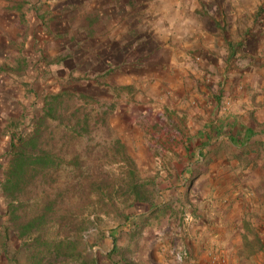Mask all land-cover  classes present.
<instances>
[{"label":"rangeland","instance_id":"374dc122","mask_svg":"<svg viewBox=\"0 0 264 264\" xmlns=\"http://www.w3.org/2000/svg\"><path fill=\"white\" fill-rule=\"evenodd\" d=\"M210 1L0 0L12 2L0 7V184L11 146L19 135L31 132L34 116L42 114L43 98L66 95L60 121L47 120L45 131L47 147L62 163L28 187L16 210L21 222L55 197V214L38 233L20 239L0 191V264H29L34 236L55 241L68 237L88 264H120L123 258L146 264L144 240L153 236L160 243L163 235L155 230L170 231L167 227L180 224L179 214L181 221L193 204L181 199L180 187L187 196L189 183L181 186L173 178L181 169L177 160L185 159V144H190V114L188 107H180L191 90L185 85L193 77L191 69L197 66L203 72L217 62L211 54L225 64V54L221 47L211 53L194 45L180 52L179 42L167 34L160 40L156 10L158 2ZM245 2H261L263 28L264 0ZM125 25L134 26V32L125 34ZM134 34L139 37L129 40ZM147 34L153 39H146ZM238 37L228 39L254 47L257 61L263 57L262 36ZM238 54L235 65L242 61ZM182 62L187 65L181 69ZM225 103L222 110L229 106ZM84 115L87 130L72 132ZM146 192L154 204L166 203L169 210L135 224L134 216H148V200L141 198ZM114 244L118 252L107 255ZM56 259L47 255L42 264L64 260ZM62 264L80 263L67 259Z\"/></svg>","mask_w":264,"mask_h":264},{"label":"crops","instance_id":"0c3cea01","mask_svg":"<svg viewBox=\"0 0 264 264\" xmlns=\"http://www.w3.org/2000/svg\"><path fill=\"white\" fill-rule=\"evenodd\" d=\"M224 1L158 2L155 32L160 40L167 34L179 42L180 52L191 45L211 53L221 47L225 64L211 54L217 62L203 72L197 66L190 70L193 77L185 86L191 90L180 106L190 114V144H185V159L177 160L181 169L173 178L181 186L189 183L187 196L180 187L181 199L193 204L181 221L179 214V225L155 230L163 235L160 243L153 236L144 240L146 264H264V44L257 61L254 47L228 39L237 34L238 39L264 38L262 9L257 14L262 4ZM8 4L12 2H0V7ZM133 27L125 25V34ZM145 38L153 39L152 34ZM237 54L242 61L235 65ZM226 101L229 106L222 110Z\"/></svg>","mask_w":264,"mask_h":264},{"label":"trees","instance_id":"16d2710c","mask_svg":"<svg viewBox=\"0 0 264 264\" xmlns=\"http://www.w3.org/2000/svg\"><path fill=\"white\" fill-rule=\"evenodd\" d=\"M260 11L261 7L257 10V14ZM64 96H66L64 92L46 95L42 102V114L40 116H34L31 132L25 135H19L11 146L9 165L5 172L4 179L0 184V191L7 199L9 212L11 214V224L16 229L17 236L20 239L38 233L43 225L50 221L49 219H51V217L53 219L56 211L54 207L58 203L56 202V198L53 197L45 200L41 207L38 208V211L30 218L18 222V217H16L19 197L28 192L27 189L29 186L34 185L38 179L46 176L50 171L56 170L62 163V158L47 147V133L45 131L47 129V120L60 121ZM79 123L80 121L78 120L76 125H73V127L71 126L72 132L78 133L77 127H81V130H87V115H84L81 119V126ZM131 185L132 190L136 191L138 188L136 182L133 181ZM138 196L137 198H140ZM141 198L145 201L148 200V216H134L136 219L134 220L135 224L139 221L146 224L148 217L153 215L163 216L169 210L166 203L158 206L154 204L149 196V192H146L145 196ZM125 219L128 220L129 216L126 215ZM34 237L35 238L31 240L32 253L28 256V260L30 261L29 264H42L44 257L47 255L57 259L62 257L64 259L63 262L67 259H76L80 264H88L87 261H81V252H76V247L68 237L59 241L41 240L40 236ZM114 252H118V248L115 244L107 255H111ZM116 264L119 263L117 262ZM120 264L138 263L123 258Z\"/></svg>","mask_w":264,"mask_h":264},{"label":"built area","instance_id":"2783aa9c","mask_svg":"<svg viewBox=\"0 0 264 264\" xmlns=\"http://www.w3.org/2000/svg\"><path fill=\"white\" fill-rule=\"evenodd\" d=\"M225 104H228V102H226ZM193 264V263H192Z\"/></svg>","mask_w":264,"mask_h":264}]
</instances>
